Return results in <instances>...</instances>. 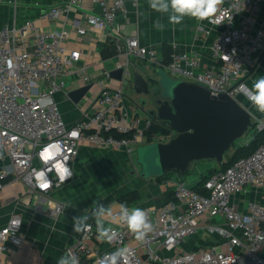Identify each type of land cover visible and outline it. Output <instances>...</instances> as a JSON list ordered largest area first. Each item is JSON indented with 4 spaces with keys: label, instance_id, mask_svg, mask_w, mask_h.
Returning <instances> with one entry per match:
<instances>
[{
    "label": "built area",
    "instance_id": "1",
    "mask_svg": "<svg viewBox=\"0 0 264 264\" xmlns=\"http://www.w3.org/2000/svg\"><path fill=\"white\" fill-rule=\"evenodd\" d=\"M85 1L70 3L84 7ZM88 1L96 4L98 10L86 15L87 25L107 30L118 55L125 57L117 67L124 65L126 69L123 80H116V86L106 83L110 76L104 70L103 87L86 107L80 108V116L72 124L64 118L57 94L64 92L70 98L67 78L72 73L80 77L81 85L92 84L93 78L88 65H78L81 51H67L68 31L43 30L33 19L0 28V188L9 181H21L26 186L25 195L29 199L33 196L39 203L48 201V195L73 179V165L83 143L131 154L136 145L147 140L146 131L157 120L155 116L147 113L142 118L135 110L123 111L124 83L132 77L128 69L130 58L146 59L172 75L206 87L212 95L226 94L243 105L240 96L247 97L251 89L246 77L264 54V21L256 20L253 14L264 9V0H223L208 23L199 25L195 32L197 40L214 35L210 45L213 63L208 67L202 66L199 55L177 49L165 62L137 34H125L124 24L116 22L117 12L126 10L125 0ZM60 10L53 8L50 15L57 17ZM78 32L84 35L87 29L81 26ZM173 46L176 48L175 43ZM262 128L264 119H255L246 132H250L249 140ZM159 135L153 133L152 139ZM55 142H60L63 155L69 157L67 166L72 176L64 182L55 167L57 162L63 166L62 157L46 165L40 155L46 145ZM46 166L52 168L47 173L51 186L42 189L35 176ZM250 189L257 193L247 201L246 208L236 207L234 197ZM64 207L63 201H56L51 214L61 216ZM142 210L152 224L144 240L137 241L120 220L119 225L104 224L115 230L116 237L109 249L101 250L93 242L96 225L89 221V227L79 232L66 248L67 255L97 264L105 254L127 247V264H264V140L226 167H214L198 187L174 182L173 199L160 206L145 205ZM204 216L208 218L207 231L221 235L224 242L198 252L181 250L180 243L196 231L198 219ZM25 236L21 216L13 214L0 228V264H13L2 262L1 257L9 244L22 246Z\"/></svg>",
    "mask_w": 264,
    "mask_h": 264
},
{
    "label": "crops",
    "instance_id": "2",
    "mask_svg": "<svg viewBox=\"0 0 264 264\" xmlns=\"http://www.w3.org/2000/svg\"><path fill=\"white\" fill-rule=\"evenodd\" d=\"M70 2L71 0H16V3H14L12 0H0V28L5 26L12 27L14 24H21L27 19H33L35 24L43 30L60 31L66 29L68 31L66 39L67 51L73 49L81 51L78 65H88L89 72L93 78L92 87L79 103H75L66 97L64 92L57 94L59 106H63L61 111L64 118L68 123L72 124L79 118L80 108L86 107L103 87L102 79L106 78L104 70L110 72L115 69L118 62L120 60L122 62L125 57L118 55L116 48H114L115 45L111 46L107 30L94 29L87 25L86 15L98 10V6L88 0L84 2V7ZM53 8L61 9L57 17L50 15ZM125 9V11L117 12L116 19L117 23L124 24L123 32L127 35L137 34L144 43L155 49L162 59L169 57L172 51L177 49L199 55L203 60V67H208L213 63L210 45L213 42L214 35L204 40L195 38L196 29L199 25L208 23V19L200 21L188 16L181 24H172L169 22L170 12L167 15V13L153 10L149 6V0H125ZM253 14L256 20L264 21V9ZM157 21L163 25L162 30L155 26ZM81 26H85L87 29V33L84 35L78 32V28ZM173 43L176 44V48H174ZM130 59L129 71L132 75L136 72L143 75L148 84V92H137L132 76L131 81L127 85L132 84L135 91L142 95L143 98L136 96L134 98L126 93L123 111L130 113L135 110L137 115L142 118L150 111L157 120H160L159 108L163 107V114L168 112V106H164V102L168 97V88L171 85L163 84V88H165L163 97H159L158 93L153 96L149 89V80L162 79V74L158 73L155 65H152L146 59ZM262 76H264V54L259 56L258 64L251 68L249 75L246 77V82L252 88L253 82ZM110 80V78H107L106 83L109 82L113 86L117 85L116 79L112 78ZM162 80L165 81L164 79ZM179 80L182 79L177 78V81ZM67 82V91H71L82 84L80 77L76 73H72L67 78ZM240 99L243 106L252 114L253 120L264 119V113L259 112L245 95H241ZM73 107L74 109H72ZM166 137L168 139L165 143L176 137V135L171 133ZM95 150H98V148L94 145L88 143L81 145V151L73 165L74 173H76L75 164H89L98 157H102L99 154L93 156L96 153L94 152ZM113 152L123 157L128 156L122 151L113 150ZM100 154L102 155V152ZM130 156L133 157V153ZM200 160L202 159L193 160L188 165L187 170L189 172L186 174L191 172L196 174L195 180L189 185L190 187H195L199 184L215 167H211L209 171H206V168L197 166ZM151 165L149 170H152V172L159 168L156 163ZM184 172L176 169L164 172L156 171V174L153 175L154 181L151 179L147 180V182L142 184L141 189L134 188L127 192H117L119 197L128 195L131 192L137 193L132 198L123 200L114 198L113 194L102 196L100 192L95 193L92 189L81 187L80 181L76 179V182L72 180L55 190L51 195H48L50 198L48 201L45 200L39 203L33 196H30L29 199L25 195L26 186L21 181H9L0 188V228L8 223L13 214H19L22 218V229L25 231L26 236L23 245L20 247L9 244L8 249L1 257V261L13 264H57V260L61 256H68L66 248L74 242L79 233L74 231V218L87 216L86 222L94 221L96 223L93 216L94 209L98 202L104 201L105 203L102 206L112 210L111 216L103 218L104 224L119 225L120 218L118 213L121 204L126 205L130 209H142L145 205H162L166 201L173 199V183L184 181L183 175H186ZM157 176L158 180L156 179ZM201 176L203 177L202 179H200ZM248 194L249 191L236 195L233 204L235 203L236 207L240 209H245L247 201L253 198L251 197L247 200L246 195ZM60 200L65 203L64 212L61 216L55 217L51 214V208L56 201ZM207 219L206 216L198 219L196 231L180 243L179 248L181 250L198 252L212 244L224 242L225 239L221 235L207 231L205 223ZM210 220L217 219L210 218ZM96 236L93 242L101 250L111 247L110 242L97 240ZM127 238H131L130 233H128ZM79 264L88 263L86 260H79Z\"/></svg>",
    "mask_w": 264,
    "mask_h": 264
},
{
    "label": "water",
    "instance_id": "3",
    "mask_svg": "<svg viewBox=\"0 0 264 264\" xmlns=\"http://www.w3.org/2000/svg\"><path fill=\"white\" fill-rule=\"evenodd\" d=\"M125 69L124 65L116 67L109 72L110 78L122 81ZM130 74L136 91L147 93L148 84L143 75ZM91 87L92 84L80 85L69 91V96L79 103ZM164 103L168 112L163 114L160 107V120L178 133L159 145L157 165L162 172L172 169L184 172L191 161L198 159L223 161L231 145L254 125L252 114L232 97L212 95L206 87L183 79L171 84Z\"/></svg>",
    "mask_w": 264,
    "mask_h": 264
},
{
    "label": "rangeland",
    "instance_id": "4",
    "mask_svg": "<svg viewBox=\"0 0 264 264\" xmlns=\"http://www.w3.org/2000/svg\"><path fill=\"white\" fill-rule=\"evenodd\" d=\"M168 15V13H167ZM188 18V16H185ZM158 73L162 74V79H150L149 80V89L153 96L158 93L159 97L164 96L163 84L170 86L172 82H176L177 78L182 79L180 77L172 76L166 69L156 67ZM172 81V82H171ZM128 84V80L124 83L125 94L131 97L143 98L142 95H139L132 84ZM60 109L63 106H59ZM77 107V106H75ZM68 108V107H67ZM74 109V107L72 108ZM167 127V132L177 135L176 130H172V126L170 124H165ZM168 134V136L170 135ZM250 132L245 136L238 138L231 147L225 152L223 161H217L215 159H202L197 164V166H201L206 168V171H209L211 167H221L222 164H228L234 158L239 155L248 153L252 148L247 149L246 143L249 141ZM167 136V135H166ZM163 134H160L156 139L147 140L142 142L134 147L133 157L128 154L126 157H123L120 154L118 155L113 150L100 149L95 150V155L102 157L93 160L89 164H75L76 173H74V177L72 180L78 179L80 181V186L86 189H92L95 193H101L102 196L113 194L114 198L119 199V195L117 192H127L128 190H132L134 188L141 189L143 183L147 182V180H153V175L157 172L161 171V168H156L155 171L149 170L152 166V163L157 164V154L159 145L165 143L167 141V137ZM102 152V155L100 154ZM152 154V156H151ZM135 155V156H134ZM152 157V159H151ZM97 173V174H96ZM80 177V178H79ZM196 174L191 172L189 174L183 175V180L185 184L190 187L193 180H195ZM203 177L201 176L200 179ZM158 180V176L156 177ZM71 180V181H72ZM69 181V182H71ZM154 181V180H153ZM255 190L249 191V194L246 195V199L249 200L251 197L256 195Z\"/></svg>",
    "mask_w": 264,
    "mask_h": 264
},
{
    "label": "clouds",
    "instance_id": "5",
    "mask_svg": "<svg viewBox=\"0 0 264 264\" xmlns=\"http://www.w3.org/2000/svg\"><path fill=\"white\" fill-rule=\"evenodd\" d=\"M223 0H149V6L155 11L161 13H169V22L172 24H181L185 16L193 17L197 20L210 19L217 11L218 5ZM158 29H163V25L157 21L155 25ZM246 87V86H245ZM247 98L252 105L261 113H264V76L253 82L252 88L247 91ZM64 148L60 142L46 145L41 150L42 160L46 163L50 160H56L62 157L63 166L57 162L55 167L59 169L58 176L61 182L66 181L72 176L70 168L67 166L68 156L63 155ZM2 158V153H0ZM51 167L39 169L35 179L42 189L49 188L50 182L47 179V173L51 171ZM112 210L104 206H98L93 216L96 220L97 240L111 242L116 237V232L111 227H105L103 218L111 216ZM88 217H76L73 220L75 232H81L89 226L86 224ZM120 220L127 226L128 230L134 234L137 241H142L146 235L152 230V224L149 222L147 213L141 208L129 209L126 205H120ZM129 249L127 247L117 249L116 252L105 254V256L97 261V264H127V255ZM57 264H79V260L73 256H61L57 260Z\"/></svg>",
    "mask_w": 264,
    "mask_h": 264
},
{
    "label": "trees",
    "instance_id": "6",
    "mask_svg": "<svg viewBox=\"0 0 264 264\" xmlns=\"http://www.w3.org/2000/svg\"><path fill=\"white\" fill-rule=\"evenodd\" d=\"M110 41V44L111 46H114V42L109 40ZM115 48V46H114ZM170 60V55L169 57L165 58L164 61L165 62H168ZM153 133H160V134H163V135H168L170 133L167 132V127L165 124L161 123L160 121H153L151 123V126L149 129H147L146 131V135H147V140H151L152 139V135ZM119 136L123 135V134H118ZM264 140V128H262L261 130H259L255 136L250 139L248 141V143H246V148L249 149V148H252V150H250L248 153H245V154H242V155H239L237 156L236 158L240 157V156H243V155H246V154H249L250 152H252L262 141ZM236 158H234L232 161H230L228 164H222L223 167H226L227 165H229L230 163H232ZM189 170H185L184 174L188 173ZM202 182V181H201ZM200 182V183H201ZM199 183V184H200ZM199 184H197L195 187H197ZM135 192H131L129 193L128 195H125V196H120L119 198H121L122 200L123 199H130L132 198V196H135ZM105 202L104 201H100L98 202L97 206L95 207V209L98 207V206H101L102 204H104ZM94 209V210H95ZM95 225L96 223L94 221H92Z\"/></svg>",
    "mask_w": 264,
    "mask_h": 264
}]
</instances>
